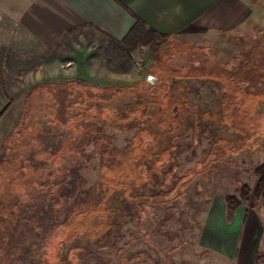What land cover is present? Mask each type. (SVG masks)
<instances>
[{
	"label": "rangeland",
	"instance_id": "1",
	"mask_svg": "<svg viewBox=\"0 0 264 264\" xmlns=\"http://www.w3.org/2000/svg\"><path fill=\"white\" fill-rule=\"evenodd\" d=\"M256 27L225 36L224 50L195 37L169 39L155 53L147 35L127 50L93 42L86 58L72 52L49 64L48 83L16 98L0 123V264H237L205 244L203 230L213 222L236 225L240 240L254 233L263 260L264 196L254 188L264 164V82L244 79L235 68L236 89L226 92L214 79H173L171 73L244 55L259 61L264 35ZM153 77L160 82L158 98L169 100L156 122L132 129L109 124L100 139L73 151L82 126L103 124L88 113L89 88L71 82L107 87ZM123 104L136 100L124 95L105 106ZM107 145L119 161H105ZM110 168L115 179L108 182ZM245 186L253 192L248 198L241 195ZM106 189L113 209L104 237L63 228L77 204L96 202ZM229 197L239 199L236 209L227 207Z\"/></svg>",
	"mask_w": 264,
	"mask_h": 264
},
{
	"label": "crops",
	"instance_id": "2",
	"mask_svg": "<svg viewBox=\"0 0 264 264\" xmlns=\"http://www.w3.org/2000/svg\"><path fill=\"white\" fill-rule=\"evenodd\" d=\"M138 21L170 40L206 37L224 50V37L245 28L257 26L264 35V0H0V113L12 103L0 123L16 98L48 83V66L59 56L78 52L84 59L93 42L116 52L111 42H123ZM202 235L207 246L237 264H264L253 247L254 233L240 240L236 225L213 222ZM258 244L264 247V239Z\"/></svg>",
	"mask_w": 264,
	"mask_h": 264
},
{
	"label": "trees",
	"instance_id": "3",
	"mask_svg": "<svg viewBox=\"0 0 264 264\" xmlns=\"http://www.w3.org/2000/svg\"><path fill=\"white\" fill-rule=\"evenodd\" d=\"M147 35H150L151 48L154 49L155 53L159 52L160 48L170 39L168 35H161L154 30H147L143 25H141V22L138 21L135 28L123 42L120 43L113 40L110 46L117 51L127 50L130 49L133 43L136 44L142 36L145 37ZM249 61L252 62L251 58H247L244 55L243 57L232 58V60L227 64L216 63V65L213 64L210 67L203 66L198 67V69H194L193 71L188 69V71L184 70L182 72L178 71V68H176L175 71L171 73L174 77L173 79H184L185 77H198L202 80L214 79L221 82L225 91L228 92L232 87L236 89L235 84H237L238 81L236 83L235 76H237L239 69L242 74L245 73L246 76H243L244 79H256L258 83H263L262 76L264 75V66H262V64L264 65V57L259 59L261 66L249 65ZM235 68L239 69L236 71ZM83 86L85 88H89L90 93H92L90 99H92L91 101L93 105L90 108V111H88L91 120L97 119L102 122L103 125L94 121L88 126H82L78 132L80 139L77 146H73V151H76L75 149H77V147L81 148L85 146V144L89 142L92 137L96 138V140L100 139V133L105 131L104 126L109 124L114 125L115 128L120 127V129H124L130 127L132 129L133 127L138 126V123L141 122H156V115L164 111V106L169 101L168 99L161 101L158 98L160 82L153 83L151 81H141L134 85H111L107 87L85 86L80 81L71 82V87L73 88H82ZM73 88H70V90L72 91ZM169 93L172 94V92ZM124 95L135 98L136 104H123L119 108H109L105 106L108 101L117 99L118 97ZM11 105L12 103L10 101L9 104L1 111L0 118L7 113ZM153 108H155V112H151V109ZM149 130L150 129H143L142 131L147 133L149 137L154 138L156 133L152 134ZM67 147H69V145ZM101 153H105L107 155L108 158L105 161H108L111 158L112 161H119L118 157L120 153H116L110 145H107V147L103 146V151ZM124 153L125 152H122V156H126V153ZM110 171L113 174V177H107L108 182L115 179L114 168H110ZM65 172L67 173V170ZM256 173L259 179L256 187L254 188V193L256 196L262 197L264 196V164L257 168ZM114 184L112 185L113 188L115 186ZM128 191L131 192V188L128 189ZM111 193L112 190L106 189L105 195L96 202L77 204L75 208L71 210L74 215L68 219L66 223H64L63 228L68 230L70 227H74L77 229V233H84L88 238L91 236L97 238L104 237L105 232L110 227V223L107 222V215L113 209L112 206L109 205ZM251 193L253 192H251L249 187L245 186L241 195L243 198H248ZM130 195L132 196V194ZM125 197L128 198L126 195ZM239 205L240 201L238 198L229 197L227 199V207L229 209H236ZM95 217H98L99 221L95 222ZM58 260V262H60L61 259L58 258Z\"/></svg>",
	"mask_w": 264,
	"mask_h": 264
},
{
	"label": "flooded vegetation",
	"instance_id": "4",
	"mask_svg": "<svg viewBox=\"0 0 264 264\" xmlns=\"http://www.w3.org/2000/svg\"><path fill=\"white\" fill-rule=\"evenodd\" d=\"M153 80L155 81V80H156V78H154V77H153V79H152V80H149V81H152V82H153ZM173 111H174V109H173Z\"/></svg>",
	"mask_w": 264,
	"mask_h": 264
}]
</instances>
